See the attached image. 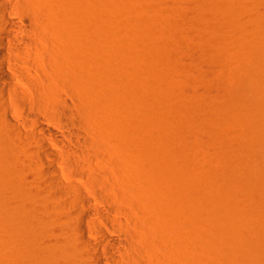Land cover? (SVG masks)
<instances>
[{
    "label": "rangeland",
    "instance_id": "1",
    "mask_svg": "<svg viewBox=\"0 0 264 264\" xmlns=\"http://www.w3.org/2000/svg\"><path fill=\"white\" fill-rule=\"evenodd\" d=\"M43 2L50 24L38 59L89 68L93 133L113 158L130 150L135 200L177 210L169 217L186 244L196 241L195 264H264V117L249 96L248 60L233 51L258 29V0ZM3 131L0 123V264H29L25 228L9 214L33 169L15 164Z\"/></svg>",
    "mask_w": 264,
    "mask_h": 264
},
{
    "label": "bare ground",
    "instance_id": "2",
    "mask_svg": "<svg viewBox=\"0 0 264 264\" xmlns=\"http://www.w3.org/2000/svg\"><path fill=\"white\" fill-rule=\"evenodd\" d=\"M43 1L0 0V123L13 139L15 164L33 169L32 185L14 194L20 208L9 214L25 228L23 245L39 264H178L180 255L195 264L196 241L186 244L181 222L169 217L177 210L135 200L130 150L113 158L94 135L90 120L99 112L82 82L89 68L53 55L48 63L38 59L41 25L50 24ZM258 2L257 31L233 51L248 60L247 93L264 114V0ZM90 79L98 83V75Z\"/></svg>",
    "mask_w": 264,
    "mask_h": 264
}]
</instances>
